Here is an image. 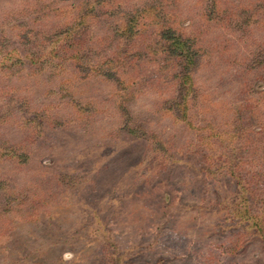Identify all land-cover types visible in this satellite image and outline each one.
<instances>
[{"label": "rangeland", "instance_id": "1", "mask_svg": "<svg viewBox=\"0 0 264 264\" xmlns=\"http://www.w3.org/2000/svg\"><path fill=\"white\" fill-rule=\"evenodd\" d=\"M88 1L0 0V264H264V0Z\"/></svg>", "mask_w": 264, "mask_h": 264}, {"label": "trees", "instance_id": "2", "mask_svg": "<svg viewBox=\"0 0 264 264\" xmlns=\"http://www.w3.org/2000/svg\"><path fill=\"white\" fill-rule=\"evenodd\" d=\"M96 4L99 5V8H95ZM106 5L107 3L101 2V1H98V2L96 0L94 2L88 1L87 3H85V5H82L80 8L77 7L79 13H81L80 19H83V21L85 19H89V21H91L94 19V16L96 17L98 14L103 15V13H105L106 15V8H105ZM75 19H78V20H75V22L72 21L71 23L73 24H70V25H76L74 23H78V25L81 26L83 21H81L79 17H77V13H76ZM166 29L167 30L162 34V36L160 35V38L162 39V41L164 40V43H165L164 53L169 59L173 61H178L176 63L181 64L179 71L176 72L177 74L176 73L173 74L174 81L171 83V86L172 85L173 86L176 85V87L178 86L180 91L182 93L184 92L182 96L183 98L186 95L185 94L186 91L190 89L192 86V78H191L190 73L197 63V58H196L197 55L195 53V50H193L192 45L188 44V40L183 39L180 36H174L173 34H171V31L168 27ZM130 30L131 29L129 28V32ZM83 31L85 32L80 35H75L74 37H70L69 40H67V36L65 37V39H62V40L59 39L56 46L52 50H50L54 59H61V60L69 61L73 65L74 64L76 65V67L78 68V74L75 76V78L78 81H80L79 79H83L91 75L90 71L97 66V64L93 66L91 64H87L85 67V70L89 68L90 70L80 73V68L83 65L82 59L84 57L80 58L79 55L81 52H84L86 50V42H87V35H88V33L86 32L88 31L87 29H84ZM125 32H128L127 29L123 30V33ZM134 35L137 36L136 33ZM132 36H133V33H131V36L129 37V39H131ZM105 42L106 41L103 37H96L92 39V43L94 44L92 45L91 50L95 49V45H98V47L103 46ZM140 48H141V52H139L138 55H140L143 51V47H140ZM91 50H89V53H91ZM111 53L117 57L115 61H118V63L123 64L122 62H125L121 66V68H126L128 70L130 69L134 70L133 68L134 66L131 65V62L136 61V59H129V56L126 51L120 54H117L114 50V51H111ZM140 57L141 56H138V59ZM169 71L172 72L173 69H170ZM175 80H177V82H175ZM179 81L181 83H179ZM216 136L217 134L215 135V137ZM226 171L235 180L236 185H237L236 187L238 188V185H239V187L241 188V179L238 176V171H239L238 163L231 165L230 169H226ZM0 192H1V189H0Z\"/></svg>", "mask_w": 264, "mask_h": 264}]
</instances>
